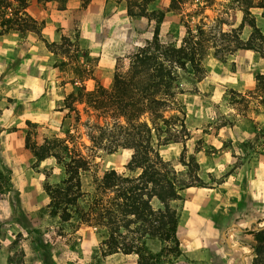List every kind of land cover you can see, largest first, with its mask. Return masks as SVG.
<instances>
[{"label": "rangeland", "instance_id": "1", "mask_svg": "<svg viewBox=\"0 0 264 264\" xmlns=\"http://www.w3.org/2000/svg\"><path fill=\"white\" fill-rule=\"evenodd\" d=\"M0 3L4 12L0 20L9 18L14 22L17 20L15 14L21 12L18 15L21 25H18L17 34L27 37L34 33L41 38L38 24L29 28V6L31 3L33 6L37 3L40 9L42 6L37 0H0ZM61 6L66 9L61 10ZM255 7L261 9L264 5L257 0H172V3L171 0H152L149 3V9L156 8L165 13L159 23L158 40L161 47L179 51L186 59L185 67L178 68L179 65H176L166 86H162L161 91L153 96L164 103L139 119L150 129L148 133L140 128L139 137L158 151L180 184L198 189L194 194L183 195L180 192V199L171 202L179 216L185 204H188L187 197L194 198V202L189 201L191 205L205 203L207 197L200 194V190L220 182L217 172L208 178L201 176L205 167L202 160L222 151L219 149V129L249 124L251 119L246 115L249 111L264 110L263 77L257 75V88L242 98L232 89L228 91L222 87L225 86L223 78L232 76L236 70L233 59L239 50L252 48L260 51L264 57V38L258 29L250 27ZM58 8L60 10L57 11ZM44 11L54 21L64 17L68 21L58 30L56 42H51L50 37L47 38L48 42L45 40L51 56L41 76L54 82L55 93L49 111L28 124L24 142L29 152L28 180L20 184L17 208L9 211L10 214L6 212V217L0 214V264H7L9 256L13 257V264H22L21 251L24 252L23 264H41L33 243L35 240L45 244L55 264H136V254L127 257L123 253H112L103 244L113 231L121 236L120 242L139 238L141 231L136 230L135 224L128 229L122 228L128 219L133 218L126 217L125 220L123 217L113 225L106 221L102 223L96 219L86 201L97 192L96 182L107 171L116 170L126 177L139 175L140 169L128 167L133 150L125 148L123 142L127 134L137 131L120 129V126H125L122 118L104 117L85 104L74 101L77 100L75 95L78 88L85 92H92L96 88L109 91L115 75L130 79V58L146 41L152 39V28L146 20L128 16L124 3L116 0H56L46 3ZM74 22L78 24V37ZM49 30L53 29L49 27ZM127 56L129 59L119 62ZM89 79L91 81L87 82ZM142 81L138 76V86H142ZM70 94L74 101L70 99ZM43 103L45 111L49 106L45 104L46 100ZM240 111L246 116L234 114ZM65 131H69V137H66ZM53 137L67 139L69 148L74 147L87 159L88 170L81 175L84 198L80 199L78 205L83 213L91 212L88 221L82 218L78 223L74 220L63 222L58 217L50 216V199L45 190L64 178V169L52 158L39 167L32 162L33 154L29 148L32 144L40 145ZM92 138H96V141L94 139L93 142ZM222 143L224 146L228 143L231 147L229 141ZM249 145V142H243L237 150H232V154L235 155L236 151L243 157V150ZM21 155L19 153V159L23 161L25 157ZM112 197V193L103 192L98 193L97 200ZM151 206L156 209L158 202L153 199ZM263 229L264 219L255 222L239 218L226 230L231 233L235 230L231 235L232 246L245 240V235L249 236L247 240H250V245L245 246L241 253L250 256L249 264H264V249L259 256L252 249L254 232ZM146 245L154 253L163 247L158 240H147ZM164 248L159 260L161 264H184L180 255L168 250V245Z\"/></svg>", "mask_w": 264, "mask_h": 264}, {"label": "crops", "instance_id": "2", "mask_svg": "<svg viewBox=\"0 0 264 264\" xmlns=\"http://www.w3.org/2000/svg\"><path fill=\"white\" fill-rule=\"evenodd\" d=\"M257 1L264 5V0ZM29 10L36 21H45L41 38L34 33L20 37L15 31L0 35V172L8 179L7 185L1 183L0 214L3 217H6V212L10 214L17 208L20 184L28 180L29 152L24 146L28 124L49 111L55 93L54 82L41 76L51 56L45 40L50 37L51 42H56L58 30L68 21H63V18L52 20L51 15H45L46 11L42 6L40 9L37 3L34 6L31 3ZM252 16L264 38V8H253ZM233 61L236 70L232 76L223 78L225 86L222 87L228 91L232 89L242 98L257 88V75L264 80V57L255 49L239 50ZM45 100L49 108L44 111ZM249 112H234L239 117L246 114L251 124L221 127L219 149L222 151L212 158L205 157L201 162L205 165L201 176L208 178L217 172L220 182L200 190L199 193L207 197L205 203L191 205L194 198L186 199L188 204L181 211L177 229L180 259L184 264H249L250 256L241 254L243 248L250 245L249 236L245 235V240L234 244L239 248L233 249L222 240L225 233L231 242L235 230L232 233L226 230L239 218L255 222L264 219V110ZM243 142L250 144L249 148H244L243 157L236 151L233 155L232 150H237ZM19 153L25 157L23 161L19 159ZM32 158V162L36 163ZM50 158L37 164L41 167ZM238 161L241 162L235 166ZM197 190L190 187L181 193L194 194Z\"/></svg>", "mask_w": 264, "mask_h": 264}, {"label": "trees", "instance_id": "3", "mask_svg": "<svg viewBox=\"0 0 264 264\" xmlns=\"http://www.w3.org/2000/svg\"><path fill=\"white\" fill-rule=\"evenodd\" d=\"M53 1L56 2V0H37L45 10L46 3ZM57 1L66 2V0ZM116 1L124 3L128 16L147 21L148 26L153 31L152 39L146 41L143 47L138 48L136 53L132 54L130 58L132 65L130 74L132 76L130 79L115 75L113 85L109 91L96 88L92 92H85L84 89L78 88L77 95H75L77 100L74 101L73 93L69 97L75 103L85 104L89 109L104 117L122 118L125 126H120V129H134L137 131L134 134H127L123 142L126 144L125 148L133 150L131 161L128 163L129 169L132 167V170L140 169V173L136 177H126L116 170L105 172L96 182L97 192L89 197L86 205L95 214L96 219L102 223L106 221L113 225V222L123 220V217H125V220H127L126 217H132L133 220L128 219L122 228L128 229L131 224H135L136 230L141 231L140 237L130 242H120V235H115L114 231L109 233L108 238L103 241L109 251L123 253L124 255L136 254L138 256L136 264H161L159 260L166 249L164 248L165 245H168V250L174 251L175 255L181 254L177 239L180 216L176 209L171 206V202L179 200V193L191 186L184 183L180 184L158 151L139 137L141 134L140 128H144L150 133L146 123L139 122V119L144 113L151 112L164 103L153 96L161 91L162 86H166L168 80L171 79V70L175 69L176 65H179L178 68L185 67L186 59L179 51L170 50L169 48L164 50L161 47L158 40L159 23L163 20L165 13L156 8L149 9V3L152 0ZM15 2H18V0H15ZM61 7H63L61 10L66 9L65 6ZM58 10L60 9L58 8ZM20 13L15 14L17 20L14 22L9 18L0 20V35L18 30V25H21V20L18 18ZM3 16L4 12L1 10L0 3V19H3L1 18ZM65 20L68 19L64 17L63 21ZM252 21L250 27L257 30L253 19ZM37 24L42 28L45 21L38 23L29 16V28ZM74 26L78 37V24L74 22ZM162 50L164 52L160 55L159 52ZM126 59H129V57H124L119 62ZM138 76L144 80L140 82L141 87L136 82ZM139 93L141 95H138ZM76 118L78 119V116ZM65 135L69 137V131H65ZM94 139L96 141V138H92L93 142ZM29 149L36 163L52 157L58 164H62L64 169V178L45 190L50 199L48 206L50 216L58 217L63 222L74 220L78 223L82 218L88 221L91 212L83 213L78 205L80 199L84 198L81 192V175L82 172L88 170L87 159L77 152L74 147L70 149L67 139L58 137L44 140L40 145L32 144ZM1 183L7 185L8 179L0 172V194L3 193ZM103 192H110L113 197L106 200H97L98 193L103 194ZM153 199L158 202L156 209L151 206ZM147 240H158L163 244V247L159 252L154 253L147 247ZM33 243L37 248L42 264H55L41 240H35ZM252 249L256 256L261 254L264 249V229L254 232V246ZM20 253L24 259V252L21 251ZM7 263H14L12 256H9Z\"/></svg>", "mask_w": 264, "mask_h": 264}, {"label": "water", "instance_id": "4", "mask_svg": "<svg viewBox=\"0 0 264 264\" xmlns=\"http://www.w3.org/2000/svg\"><path fill=\"white\" fill-rule=\"evenodd\" d=\"M223 239L225 240V242H226V244L229 246V248H239V246H232L231 245V242H230V240L227 238V236L225 235V233L223 234Z\"/></svg>", "mask_w": 264, "mask_h": 264}]
</instances>
